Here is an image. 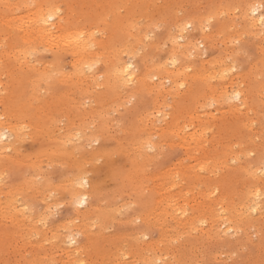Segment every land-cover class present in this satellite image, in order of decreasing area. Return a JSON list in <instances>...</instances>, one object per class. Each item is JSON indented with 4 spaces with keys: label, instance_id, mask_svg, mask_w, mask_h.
<instances>
[{
    "label": "rangeland",
    "instance_id": "obj_1",
    "mask_svg": "<svg viewBox=\"0 0 264 264\" xmlns=\"http://www.w3.org/2000/svg\"><path fill=\"white\" fill-rule=\"evenodd\" d=\"M258 3L0 0V115L19 131L0 158V203L15 197L13 212L0 208V264H65L67 235L79 264H264V24L241 19ZM27 8L92 34L97 83L76 79L63 50L19 40L4 20ZM178 24L193 48L177 65L195 67L178 92L105 82L115 59L134 61L137 76L163 74ZM222 68L193 82L195 70Z\"/></svg>",
    "mask_w": 264,
    "mask_h": 264
},
{
    "label": "bare ground",
    "instance_id": "obj_2",
    "mask_svg": "<svg viewBox=\"0 0 264 264\" xmlns=\"http://www.w3.org/2000/svg\"><path fill=\"white\" fill-rule=\"evenodd\" d=\"M9 2V1H8ZM263 3V2H262ZM258 3V6L256 5L255 8L245 7L242 10V20L245 21L250 27L258 28L260 29L264 24V9L259 12L257 8L260 6ZM9 4V3H8ZM13 4V3H12ZM17 5V3H15ZM263 5V4H262ZM18 6V5H17ZM20 6V5H19ZM264 7V6H263ZM18 9V8H17ZM26 14L22 17H16L14 16H6V19L4 20L5 23H11L12 26L15 28H18L21 33L19 35V40L22 41L24 44H29V41L34 40L37 42V44H41L43 47L52 49V48H58L63 50L64 53L69 54L74 57L72 60V64L74 65L73 68V75L76 79H85L84 76L87 75L88 79L86 81L97 83V73H93V71L90 72L89 70L92 66V64L95 62V60H92L91 56L96 55L95 46L92 43V34L88 33V35L82 32V30L75 29L73 31L64 30L62 29L58 30V20L56 19L58 16H55V11L52 10H42L40 8L36 9H30L27 8ZM12 15V14H11ZM49 17H51L49 19ZM3 21V20H2ZM185 28V25L178 24V32L176 35H172L171 39V46L172 49L170 53L165 57L164 61L161 65V70H163V74H152L151 72L144 71L141 76H137L135 73L136 64L134 61L129 60V58L125 59H115L114 62L111 64H106L104 67V70L101 73L104 75L105 82H109V75L115 76L117 78L116 82L118 85L125 86L129 83L135 84L137 90H142L143 87H149L150 85L153 87V89L157 93H165L166 91H172V92H178V89L180 86H182L185 82L184 80L181 81L182 75L186 73L188 70L187 68H190V66L193 65H187L182 64L181 67L177 65V63H181V60H185L187 54V48L192 49L193 48V41L187 37L185 39L182 30ZM206 29H209L208 25H201L200 30L202 32H205ZM261 30V29H260ZM206 34V33H205ZM208 37L210 35H207ZM176 40H175V39ZM111 47V45H109ZM124 49L120 51L123 52ZM4 52V50H3ZM24 53H17L22 55L23 58H25L27 55H29L30 52H26L25 49H23ZM5 53V52H4ZM141 65L144 66V68L148 69V65L141 63ZM226 66V70L228 71L231 66H228L226 64L221 65ZM194 67V66H193ZM192 69V68H191ZM195 69V67H194ZM223 72H222V71ZM220 71H207V70H195L193 74V82L197 83L198 81L204 84V82L208 81L214 73L219 72L221 75H225L224 68H222ZM156 76V77H154ZM153 78L158 79L156 82H153ZM164 79L169 81L168 86L165 88ZM194 90L189 91L190 94H193ZM223 94V93H222ZM237 94L239 96L237 97ZM126 97V95H124ZM234 97L236 99H239L240 102H244L242 99L241 94L236 91L234 94ZM235 111L238 110V104H234ZM11 108V107H10ZM9 108V109H10ZM12 108H15L14 106ZM3 111V110H2ZM1 111V112H2ZM7 111L3 112L2 115H0V158L2 160V157L4 156V153L7 151V149L14 148V140L12 139V135L14 138L18 137L19 131L15 128L14 124H11V115L9 113L5 114ZM3 117V118H2ZM158 127H161L158 125ZM164 131V127L161 128ZM152 147H155L153 143H151ZM82 185L85 184V181L82 180L80 182ZM85 186V185H84ZM14 192L10 193L7 196V200L5 202L0 203V208H10L11 212L14 211L15 205H13V201H15V197H12ZM70 197L73 202H76L77 205H82L80 203L81 199H86L85 193L80 194L79 192L70 193ZM249 203L245 206L246 211L249 214L256 213L258 211L259 205L257 199L256 192L249 194L248 196ZM174 205V203H173ZM83 206V205H82ZM78 209V207L76 208ZM75 209V211H76ZM74 211V212H75ZM174 211V210H173ZM172 211V212H173ZM10 212V213H11ZM176 211H174L175 213ZM83 214V213H82ZM81 214V215H82ZM157 214V213H155ZM12 213L10 214V217L12 218ZM77 217V215H76ZM13 219V218H12ZM231 228V227H230ZM14 234V232L12 233ZM64 243H67V246L63 248V253L66 255V262L65 264H79L76 259H74V255L79 253V250L77 247H74L72 244L75 242V238L73 235H67L62 239ZM33 260V259H32Z\"/></svg>",
    "mask_w": 264,
    "mask_h": 264
},
{
    "label": "snow or ice",
    "instance_id": "obj_3",
    "mask_svg": "<svg viewBox=\"0 0 264 264\" xmlns=\"http://www.w3.org/2000/svg\"><path fill=\"white\" fill-rule=\"evenodd\" d=\"M57 11H59V9H57ZM50 18H51V17H49V19H50ZM262 19H264V18H262ZM238 96H239V94H237V97H238ZM80 203L83 204V203H84V200L81 199Z\"/></svg>",
    "mask_w": 264,
    "mask_h": 264
}]
</instances>
